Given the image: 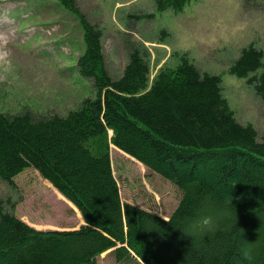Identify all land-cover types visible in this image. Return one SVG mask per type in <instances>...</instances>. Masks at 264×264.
<instances>
[{"label":"trees","instance_id":"1","mask_svg":"<svg viewBox=\"0 0 264 264\" xmlns=\"http://www.w3.org/2000/svg\"><path fill=\"white\" fill-rule=\"evenodd\" d=\"M56 1L78 19L76 70L94 97L45 121L0 113V179L11 184L25 170L38 172L84 224L35 230L0 201V264H97L109 250L121 264H264V141L251 124L237 122L221 77L200 73L182 55L150 82L145 57L133 50L113 80L100 30L75 0ZM192 1L156 0V12L179 14ZM228 73L264 99L262 50L242 48ZM110 145L177 190L167 220L122 203Z\"/></svg>","mask_w":264,"mask_h":264},{"label":"rangeland","instance_id":"2","mask_svg":"<svg viewBox=\"0 0 264 264\" xmlns=\"http://www.w3.org/2000/svg\"><path fill=\"white\" fill-rule=\"evenodd\" d=\"M155 3L75 0L78 11L101 32L109 76L113 80L121 76L133 50L145 57L149 81L160 68L175 65L178 56L186 55L200 73L221 77L222 94L237 122L251 124L264 141V99L246 80L227 71L250 44L264 53V0H195L179 14L158 13ZM3 16L8 20L0 19V30L10 28L14 38L9 45L12 70L0 79L1 113L45 121L94 97L91 82L74 68L83 51L78 19L56 0H0ZM110 159L122 203L168 219L179 199L171 183L114 147ZM0 201L35 230L71 231L84 222L79 210L32 169L11 184L0 179ZM96 262L121 264L109 253Z\"/></svg>","mask_w":264,"mask_h":264},{"label":"clouds","instance_id":"3","mask_svg":"<svg viewBox=\"0 0 264 264\" xmlns=\"http://www.w3.org/2000/svg\"><path fill=\"white\" fill-rule=\"evenodd\" d=\"M3 21H7L8 17H0ZM14 33L10 28L0 30V79L5 78L7 73L12 70V52L9 45L12 43ZM211 222L210 218L205 220L206 224Z\"/></svg>","mask_w":264,"mask_h":264}]
</instances>
